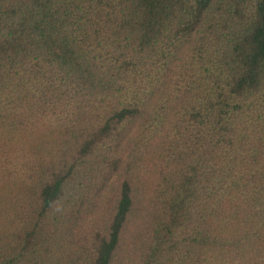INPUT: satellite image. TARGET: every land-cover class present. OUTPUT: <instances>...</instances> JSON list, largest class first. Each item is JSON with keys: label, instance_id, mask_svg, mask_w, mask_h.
Returning <instances> with one entry per match:
<instances>
[{"label": "trees", "instance_id": "1", "mask_svg": "<svg viewBox=\"0 0 264 264\" xmlns=\"http://www.w3.org/2000/svg\"><path fill=\"white\" fill-rule=\"evenodd\" d=\"M0 264H264V0H0Z\"/></svg>", "mask_w": 264, "mask_h": 264}]
</instances>
